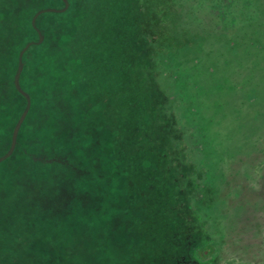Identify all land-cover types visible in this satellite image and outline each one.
Returning a JSON list of instances; mask_svg holds the SVG:
<instances>
[{"label": "rangeland", "instance_id": "1", "mask_svg": "<svg viewBox=\"0 0 264 264\" xmlns=\"http://www.w3.org/2000/svg\"><path fill=\"white\" fill-rule=\"evenodd\" d=\"M157 2L159 10L153 11L160 23L168 27L156 30L152 44V15L145 14L138 2L133 3V41L116 46L119 49L115 59L138 61L133 72L143 77L144 90L150 91L149 103L155 105L156 114L148 120L144 112L138 113V118L132 117V123L141 120L150 124V132L156 139L148 140L151 148L168 141L169 146L174 145L171 167L180 176V190H138L145 198L141 203L144 214L136 207V194L109 190L105 178L93 185L95 190H40L61 196L66 215L74 213L73 208L79 206L77 201L86 209L82 210L81 219L62 223L69 228V236L73 235L67 240L65 232L33 230L25 227L26 221L24 225L20 223L21 219H29L25 214H32L37 198L38 211L51 218L46 210L53 196L34 195L38 190L32 188L35 181L44 183L49 167H37L31 156L17 151L0 163V173L7 174L8 170L7 175H0V264H19L20 256L30 260L29 255L25 257L22 253L31 243L23 248L21 237H33L39 244L51 236L62 238H55L54 247L46 243L39 251H33L32 264L56 262L53 257L61 256L62 247L72 254L81 251L92 260L100 248H110L106 250L109 254L114 249L112 261L120 263L126 248L141 244L146 233L153 247H164L162 254L175 251L182 256L180 259L188 257L183 264H264V0ZM34 5L32 0H21L23 11L17 13L32 12ZM63 5L68 6L66 1ZM23 27L20 36L11 41L26 43L24 36L32 29ZM57 40L55 35L51 63L42 64L44 71H39L35 79L40 84L42 78L46 79L49 89L59 93L74 79L73 70L67 67L73 46ZM83 41L84 37L80 44ZM27 81L32 83L29 72ZM36 112L44 125L51 121L42 106ZM98 116H86L84 120L76 116L74 120L87 136L73 140L77 151L66 147L52 159L66 164L69 168L66 176L77 171L87 152L89 157L102 156L103 149L93 145L94 138L98 141L100 136H88L95 132L92 126ZM6 120H12L11 113H0V151L4 139L15 133V128L10 131ZM31 123L32 117L26 125L28 130H32ZM66 129L74 130L70 126ZM167 135L168 140L164 139ZM31 138L32 135L22 140V150L32 149ZM148 143H144V150L148 149ZM46 148L55 151L58 147ZM30 153L36 160L37 150ZM99 164L100 160L94 165ZM152 191L160 195V207L151 206L155 204ZM20 196L23 199L18 201ZM24 199H32V206ZM111 216L116 220H111ZM204 249L210 252L209 256H201ZM100 255L102 259L108 258L104 252Z\"/></svg>", "mask_w": 264, "mask_h": 264}, {"label": "trees", "instance_id": "2", "mask_svg": "<svg viewBox=\"0 0 264 264\" xmlns=\"http://www.w3.org/2000/svg\"><path fill=\"white\" fill-rule=\"evenodd\" d=\"M65 1L68 4L66 7L63 5ZM157 1L153 3L152 0L135 2L134 0H32V3H35L32 12L19 15L17 12L23 11L21 0H0V76L2 78L0 79L2 93L0 113H11L12 120H6L8 122L6 125L10 131L15 128L13 137L3 141L5 145L3 151H0V163H5L4 160L13 157L17 151H22L23 154L32 157L33 165L48 166L50 172L46 171L48 174L45 176L46 179H43L44 183L35 181L32 188L38 190L37 193H33L34 195L53 196V202L46 210L52 215L51 218L43 217V212L38 211V198L35 207L32 206V199H24L28 205L32 206V214H25V217L29 219L20 220L23 225L26 221L25 227L33 230L44 228L51 233L65 232L68 236L64 239L69 240L68 238L72 239L73 235L69 236V228H65L62 223L69 219H81L82 210H86L77 201L79 206L73 208L76 209L74 213L66 215L61 196H57L54 191L44 194L40 190L52 189L62 190V192L89 190L86 188L95 190L96 186L93 187V185L105 178L109 190H126V192L129 190L130 194H136L138 199L136 207H140L141 213L144 212L141 203L145 198H142L138 190H180L181 185L178 183L180 176L171 167L175 156L172 148L174 145L169 146L168 141L164 145L151 148L152 143L149 144L148 140L154 135L150 132V124L145 125V121L141 120L132 123V117L138 118V113L144 112L148 120L156 114L155 105L149 103L152 99L150 91L144 90V81L141 80L143 77H138V74L133 72V65L138 61L120 60L118 62L115 59L116 51L119 49L116 50L115 47L133 41V3L138 2L144 8L145 14L152 15L151 43L155 40L153 36L155 37L158 28L168 27L163 26L155 15L154 11L158 9ZM10 18L14 21H10ZM23 25L32 29L30 32L32 35L29 33L24 36L26 43L11 41V38H18L23 32L25 28H21ZM50 27L53 31L49 30ZM55 35L58 43L63 42L73 46L69 50L67 67L73 70L74 79L59 93L49 89L50 85L44 82L46 79L42 78L41 80L44 81L41 84L35 79L39 71H44L42 64L51 63V43L55 41ZM62 35L66 38H62ZM82 37L84 41L80 44ZM36 65H38L37 69H35ZM28 72L32 78L31 84L27 81ZM85 77L87 79L84 82ZM38 106H42L44 112L51 117V121L48 120L45 125L38 118L36 112ZM46 106L48 109L45 108ZM147 111L148 114H146ZM97 114L99 116L94 121L95 125L92 126L95 132H90L88 136H100L98 141L93 137L96 141L93 145L103 149L100 152L102 156L89 157L87 152L85 161L77 165V171H72L70 176H66L69 172L66 164L52 159L59 156L60 150L64 151L66 147L77 151L73 140H78V136H87L83 134L86 132H82V128H79L80 123L74 120L75 117L80 115L84 120V117L87 119L86 116L92 117ZM31 117L32 130H28L26 125ZM2 118L5 119V116ZM68 126L74 130L67 131ZM31 135L32 138L29 140H32V149L29 152L22 150V140ZM164 139L170 138L167 135ZM154 140H156L155 137ZM79 142L81 141L77 143ZM144 143H148L149 146L146 150L143 149L146 145ZM53 145H57L58 148L55 151L48 148L49 151H47L46 147H53ZM33 149L37 150L36 160L30 153ZM53 152L54 156H51ZM79 152L83 154L82 151L79 150ZM42 154H49L48 156L51 157L50 159L48 156L41 157ZM99 160L100 164L95 166V162ZM54 169L55 171H52ZM6 173L8 174V170ZM150 195L155 198V204L151 206L160 207L162 200L158 192L152 191ZM17 199L20 201L23 198L20 196ZM110 218L116 220L115 216ZM98 219H101L100 214ZM137 233L140 235L139 231ZM145 236V240L141 238L142 243L138 246L126 248L120 263L112 261L111 255L116 254L114 249L109 254L106 250L109 251L110 248L106 250L100 248L92 260L93 257L89 259L81 251L78 254L76 252L72 254L62 247L61 256L53 255L56 262L51 261L50 264H183V260L188 258L180 259L182 256L175 251L172 254H162L160 251L164 247H153L150 235L146 233ZM55 238L62 237L51 236L47 241L39 244L33 241V237H21L23 248H26L29 242L31 243V246L28 245V249L22 253L25 257L29 255L30 260L20 256L18 263L32 264L33 251H39L46 243L54 247ZM101 252L108 255V258L102 259ZM167 254L169 255L165 256ZM209 255L210 252L206 249L201 251L202 257ZM153 261L160 263H152Z\"/></svg>", "mask_w": 264, "mask_h": 264}]
</instances>
